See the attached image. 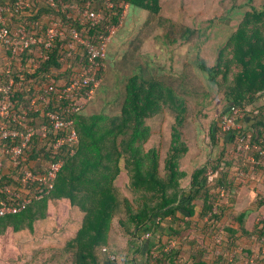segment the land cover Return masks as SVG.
<instances>
[{
	"label": "trees",
	"instance_id": "16d2710c",
	"mask_svg": "<svg viewBox=\"0 0 264 264\" xmlns=\"http://www.w3.org/2000/svg\"><path fill=\"white\" fill-rule=\"evenodd\" d=\"M16 1L0 0V5L11 7L10 27L24 28L38 37L43 36L49 21L59 19L65 22L66 30L76 28L83 39L97 44L99 36L105 35L109 27L117 26L120 20L125 21L130 7L147 12L149 21L155 17L162 18L161 25L167 24L173 33L172 44L193 42L191 46L195 51L198 48V39L195 38L203 34L200 29L182 23L174 25L171 24L172 18L162 17L160 0H67L71 7L69 12L73 15L87 3L89 11H100L98 24L83 27L75 18L67 20L65 13L56 12L44 0H30V7L24 10L14 8ZM106 1L111 2L110 9L106 8ZM247 1H259V5L257 8L249 5L251 9L243 13L235 31L219 49L215 63L207 67L198 52L195 54L197 58L192 61L207 81V86L204 85L206 93L201 94L202 98L208 96L207 87H214L225 100L223 112L237 106L245 113L242 120H237L242 124V129L223 132L221 112L211 124V143L219 144L220 148L216 161L206 163L210 175L206 166L195 169L191 174L189 189H181L179 181L184 173L179 169V160L185 157L189 149L182 138L186 96L180 97L168 82L161 80L163 76H159V73L150 71L146 76L136 65L133 67L134 73L126 79L125 95L118 114L85 113L84 109L95 93L91 99L80 95L78 99L85 103L83 109L70 115L63 113L64 117L73 120V129L78 137L76 143L66 142L53 149L57 138L66 135V132L49 128L47 137L42 139L39 127L47 124L44 112L28 115V123L33 128L31 141L18 167L12 168L4 161L5 168L0 172V201L17 203L6 194L5 186L23 197L31 196L32 200L20 213L0 217V243L5 245L12 235V241L17 244V236L32 234L36 223L47 218V204L65 201L79 213V218L74 228L68 230L71 233L60 234V238H63L58 244L60 247L52 251L55 256L68 260V264H137V259H141V264H230L241 258L245 259L244 264H264V254L260 253L253 262L249 261L251 242L264 248V196L257 200L251 210L234 214L238 207L239 184L232 179L233 168L239 172L264 170V163L259 162L257 153H251L254 158L250 162L235 152L237 138L242 133L249 134L255 144L264 141V0ZM67 41L68 38L55 40L48 52V60L42 62L34 74L24 75L22 88L13 98V111L21 113L39 86L55 85L59 79L68 82L72 74L87 65L85 50L81 48L70 53L65 47ZM5 53L9 58L7 50ZM25 59H28V54L9 62L11 76L16 75V65ZM186 69L170 78L182 86L185 82L190 84L199 79L194 72L186 73ZM104 73H97L101 82ZM5 76L0 77L5 79ZM184 93L193 94L191 91ZM48 98L49 110L60 112L59 106L63 105L57 104L51 94ZM166 111L174 116V124L164 159V173L160 174L158 151L143 149L149 137L145 122ZM8 147L7 143L0 145V157L7 156L4 151ZM72 150L73 154L70 153ZM59 160L63 164L52 189L36 199L41 186L22 185V171L29 169L44 173ZM121 174L125 175L126 188L134 195L132 200L119 191L116 180ZM261 185L264 187V180ZM255 190L257 194L260 193L258 188ZM261 192L264 194V189ZM214 207L217 212H213ZM261 216L262 219L256 220ZM115 217L118 218L117 227L122 234L112 233L111 224ZM229 217L234 222H226ZM234 233H243L255 241L252 240L234 254L239 245ZM146 234L149 236L145 237ZM118 235L122 236L127 252L115 251L113 241L119 239ZM45 244L37 249L27 248L26 258L18 254L17 261L12 264H35L41 255L52 248L45 247ZM170 245L172 247L167 249ZM125 252L126 258L122 262L120 256ZM230 255L233 257L228 261ZM112 256L114 259H111ZM43 262L47 260L44 258Z\"/></svg>",
	"mask_w": 264,
	"mask_h": 264
},
{
	"label": "rangeland",
	"instance_id": "374dc122",
	"mask_svg": "<svg viewBox=\"0 0 264 264\" xmlns=\"http://www.w3.org/2000/svg\"><path fill=\"white\" fill-rule=\"evenodd\" d=\"M160 3L162 4L161 16L172 18L173 23L171 24L182 23L203 32L195 38L198 39L196 42L198 50L196 48L195 51L192 50L191 43L193 42L170 43L173 33L170 32L167 24L161 25L162 18L156 19L155 17L149 21L147 12L130 7L127 10L125 21L123 20L124 23L122 21L109 40L104 62V77L84 111L93 114H118L125 95L126 79L134 73L133 67L136 65L146 76L150 71L153 74L159 73V76H163L161 80L168 82L176 93L181 95L180 97L186 96V111L183 122L185 128L182 132V138L189 149L185 157L179 160V169L184 173L179 184L181 189L188 190L191 174L195 169L206 166L208 175H210V169L206 163L210 160L216 161L220 148L219 144L218 146L211 143L210 126L226 107L225 100L214 87H207V98L201 97V94L206 93L207 81L199 67L195 66L192 61L197 58L195 54L198 52L200 58L206 61V66H212L219 49L233 34L243 13L250 10L251 6L257 8L259 1L249 3L247 0H160ZM250 4L251 6H249ZM185 68H187L186 73L188 71L194 72L199 79L190 84L185 82L182 86L170 77L183 73ZM189 91L193 94L186 95L184 93ZM197 92H199V97L195 102ZM145 123L149 128V137L144 143L143 149L145 151L149 149L158 151L160 174H163L164 159L170 140L171 127L174 124V116L166 111L162 115L146 120ZM233 177L237 176L234 174ZM116 183L120 193L122 191L123 196L125 195L132 200L134 195L126 188L124 174L117 178ZM251 186L253 187V185ZM244 189H246L245 186ZM46 212H48L47 218L36 223L32 234L22 235L17 244L13 241L8 243V240L7 247L11 245L15 247L6 248L4 263L11 255L16 256L19 253L25 259L27 248L34 247L37 249L46 242L45 247L52 246V248L41 255L35 264H68V260L55 256L52 250L60 247L59 245L63 240L60 238V234L71 233L68 230L74 228L79 213L72 210L65 201L58 202V204H47ZM117 219L115 217L112 220V233L122 234L123 232L118 230ZM227 221L231 223L233 218L229 217ZM118 237L119 239L116 238L113 241L115 251L124 252L127 249L124 240L121 235ZM126 252L122 254H127ZM44 258L47 260L46 263L43 262ZM137 264H141V260Z\"/></svg>",
	"mask_w": 264,
	"mask_h": 264
},
{
	"label": "built area",
	"instance_id": "2783aa9c",
	"mask_svg": "<svg viewBox=\"0 0 264 264\" xmlns=\"http://www.w3.org/2000/svg\"><path fill=\"white\" fill-rule=\"evenodd\" d=\"M30 0H17L14 3L16 10H24L30 7ZM45 3L56 12L65 13L66 19L75 18L80 26L90 25L94 26L100 21V11H89L88 3L80 10H77L73 15L69 12L71 8L67 0H44ZM106 8L110 9L112 4L106 1ZM11 7L0 5V45L4 50L9 53L11 60H18L25 54H28V64L24 66L15 76H11L10 72L6 73L5 79L0 77V145L7 143L9 147L4 151L7 156L0 157V172L4 170V161L16 168L19 166L24 151L28 148L31 141L33 128L28 123V115L30 113H42L47 119V124L39 127L42 139L47 137V131L51 128L53 131L66 132V135L60 136L52 145L53 149H58L66 142L76 143L77 134L73 129V120L69 117H64L65 114H73L83 109L85 103L81 102L78 98L82 94L86 99H91L99 87L101 80L98 78L97 73L104 71V59L107 54V47L111 36L116 32L122 20L119 21L117 26L109 27L105 35L99 36L97 44L81 37L76 28H64L65 22L62 20H51L46 27L43 36L38 37L33 33H29L24 28L13 29L10 27ZM35 25V24H33ZM68 38L65 45L70 53L77 52L78 49H83L87 56V65L84 68L78 69L70 77L68 82L63 80L57 84L41 85L38 87L37 93L30 100L29 105L23 109L21 113L13 111L15 108L13 98L16 92L20 91L23 85V77L27 74H33L41 63L47 61L49 58L48 52L54 45L55 40H64ZM33 55H29V54ZM53 95L56 103H61L59 111H52L48 108L49 98L48 95ZM78 99V100H77ZM221 128L222 131L227 133L231 129H242V124L237 123V120H242L245 117L243 110L237 106H231L225 112H221ZM235 152L246 161H253L251 153L255 152L259 156V162L264 163V141L255 144L251 141L249 134H240L237 138ZM71 154L74 151H70ZM257 163V162H256ZM61 160L53 163L46 172L35 173L29 169L22 171L20 176V183L22 185L38 184L41 190L36 199H40L43 195L49 193L52 189L56 174L62 167ZM6 194L9 198L15 200L16 204H8L7 202L0 201V217L10 214H18L23 211L26 206L31 202V196H21L19 192L12 191L8 186L4 187ZM223 194V191H222ZM217 208H213V212H217ZM149 235L146 234L145 237ZM219 242V240L217 239ZM170 245L167 249H170ZM166 249V250H167ZM126 254L120 256V261L124 262ZM111 259H114L112 256Z\"/></svg>",
	"mask_w": 264,
	"mask_h": 264
},
{
	"label": "crops",
	"instance_id": "0c3cea01",
	"mask_svg": "<svg viewBox=\"0 0 264 264\" xmlns=\"http://www.w3.org/2000/svg\"><path fill=\"white\" fill-rule=\"evenodd\" d=\"M9 62H11V59L7 58L5 50L0 45V76L3 77L4 74L6 75L7 72L11 71V69L8 66ZM24 66H26V67L30 66V63L28 64L27 59H25L24 62H19L16 65V73L19 72ZM35 72H36V70H35ZM27 75H30V74H27ZM61 80L62 79H59L58 82ZM240 173L242 174L241 177H240ZM232 174L233 175L235 174L237 176V177L232 176V179L234 178V182L239 184V187H238L239 197L237 200V206L238 207H237V211H235V214H237L239 211H246V210L249 211V210H251V208L254 207L257 200L263 198V196H264V194H262V192H261V189L262 190L264 189V187L261 185V182L264 180V170H255L253 172H247V171L239 172V171H236V168H233ZM243 184H246V185H243ZM251 185H253V187ZM244 186L246 187V189H244ZM256 188L259 189L260 193H258V194L256 193V190H255ZM254 198H255V200H254ZM262 218L263 217L261 216V217L256 218V220H260ZM225 220H226V218H225ZM204 221H206V218L204 219ZM223 234L229 235V233H223ZM21 236L22 235L17 236V238H20ZM234 237H236L238 239L237 241L239 244L237 246V248H235L234 254L235 253L237 254L238 251H241L246 245L249 244V242L254 240V239L250 240L247 236H244L243 233H234ZM12 239H13V236L11 235L8 238L9 242H8V240H7V242L10 243L12 241ZM219 242H220V240H219ZM8 243H6L5 245H2L0 243V264H12L13 261H17V259H18V255H16V256L11 255V257H9V259L6 260V263L3 262V261H5L6 248L10 249V247H15L12 245L10 247H7ZM251 246H252V249L250 252H252V253L249 257L250 258L249 261L253 262L258 257L259 253L264 254V248L263 249L260 248L259 246H257L253 242H251ZM232 257H233V255L228 256L227 260L230 261L232 259ZM208 258H210V257H208ZM139 260H141V259H137L136 262L138 263ZM244 260L245 259L241 258L238 261L231 262L230 264H244Z\"/></svg>",
	"mask_w": 264,
	"mask_h": 264
}]
</instances>
